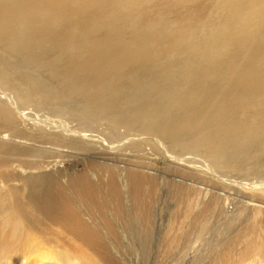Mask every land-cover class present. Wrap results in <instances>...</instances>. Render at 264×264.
Instances as JSON below:
<instances>
[{
	"label": "bare ground",
	"instance_id": "6f19581e",
	"mask_svg": "<svg viewBox=\"0 0 264 264\" xmlns=\"http://www.w3.org/2000/svg\"><path fill=\"white\" fill-rule=\"evenodd\" d=\"M0 86V264H124L105 241L114 242L111 225L122 228L134 216L138 230L155 232L150 216L142 205L80 210L74 200L92 203L79 180L68 182L67 195L44 202L34 195L32 179L45 178L50 164H27L42 154L29 145L36 131L51 136L55 127L41 118L27 123L18 112L48 110L88 128L63 133L75 150L130 154L110 144L118 140L190 163L185 168H198L196 159L223 175L249 165L264 170L257 156L264 151V0H0ZM102 122L114 136L92 140ZM140 172L126 174L132 200L144 183ZM188 189L174 185L172 195L189 208L210 192ZM257 197V223L232 231L234 244H216L220 257L211 264H264V197ZM180 231V219L169 216L160 245Z\"/></svg>",
	"mask_w": 264,
	"mask_h": 264
},
{
	"label": "rangeland",
	"instance_id": "374dc122",
	"mask_svg": "<svg viewBox=\"0 0 264 264\" xmlns=\"http://www.w3.org/2000/svg\"><path fill=\"white\" fill-rule=\"evenodd\" d=\"M127 85L128 83L125 84ZM2 93L1 87L0 94ZM28 110L18 112L25 122H39L41 118L55 127L50 128L51 136H47L45 130L36 131L34 141L29 145L41 150L42 154L34 160L25 161L27 164H50L43 171L46 174L45 178L38 175L32 179L33 187L36 188L34 195H40L43 202L49 195H67L65 188L68 182L79 180L89 186L91 191L88 194L92 203V206L88 204L89 198L86 203L74 200V205L80 210L95 208L101 213L108 211L122 213L131 210L132 206L142 205V210L150 216L149 228L156 230L155 232L138 230L134 216L122 223V228L111 225L110 233L114 242L106 239L105 241L108 242V249L114 251L121 259V263L211 264L214 259L220 257L219 253L214 252L216 244H219L218 250L234 244L230 236L232 231L245 227L252 228L255 221L257 223L254 217V204L256 206L258 204L257 195L264 197V191H257L258 184L264 181V170L258 166L249 165L246 171L235 170L225 176L208 168L203 162L195 161L194 158L198 168H185L184 166L190 163L178 164V161L173 160L170 162L165 153L158 151H154L152 155L141 154L130 147H125V141L118 140L110 141V144L117 148H129L130 154H114L107 146L108 150H97L94 147L75 150L74 144L67 140L63 133L70 130L79 132L80 129L83 134H87L88 128L77 121H65L66 116H54L48 110L38 113L41 117ZM102 123L99 132L93 131L90 137L92 140L101 141L102 134L114 136L108 122ZM3 130L4 125L0 127V131ZM15 130L20 133L21 128ZM46 147L59 151L49 152L44 149ZM257 156L264 157V151L257 150ZM2 158L0 156V169ZM18 165L19 162L14 161L10 167L15 176L22 172ZM135 169H141L139 177L144 183L140 186L139 195H134L132 200L130 195H125L124 190H128L127 171ZM5 184L14 187L21 185L15 182ZM192 184L210 192L208 195H201V201L199 203L194 201L192 208H189L186 203L179 201V197L172 195V191L176 185L191 192L188 187ZM25 194L30 193L26 191ZM172 215L180 219L181 231L171 244L162 247L159 236L167 231L168 217ZM253 259H243L239 264H250ZM225 264H228L227 258Z\"/></svg>",
	"mask_w": 264,
	"mask_h": 264
}]
</instances>
